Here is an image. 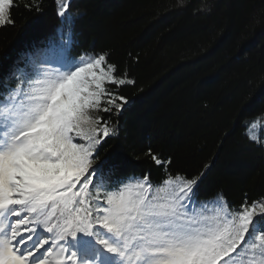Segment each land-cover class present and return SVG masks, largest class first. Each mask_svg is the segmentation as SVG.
Instances as JSON below:
<instances>
[{
    "label": "snow or ice",
    "instance_id": "obj_1",
    "mask_svg": "<svg viewBox=\"0 0 264 264\" xmlns=\"http://www.w3.org/2000/svg\"><path fill=\"white\" fill-rule=\"evenodd\" d=\"M14 3L0 0V26ZM56 3L58 38L0 61V264H264V200L198 205L203 173L155 191L149 175H108L99 149L115 131L101 113L119 114L115 89L134 81L103 54L75 57L70 0Z\"/></svg>",
    "mask_w": 264,
    "mask_h": 264
},
{
    "label": "trees",
    "instance_id": "obj_2",
    "mask_svg": "<svg viewBox=\"0 0 264 264\" xmlns=\"http://www.w3.org/2000/svg\"><path fill=\"white\" fill-rule=\"evenodd\" d=\"M70 4L72 54H103L134 81L115 89L128 101L119 114L101 113L115 131L99 149L108 175L126 183L149 175L155 191L168 175L203 173L198 205L264 200V0ZM57 10L56 0H15L14 24L0 26V61L57 39ZM151 154L171 163L158 166Z\"/></svg>",
    "mask_w": 264,
    "mask_h": 264
}]
</instances>
